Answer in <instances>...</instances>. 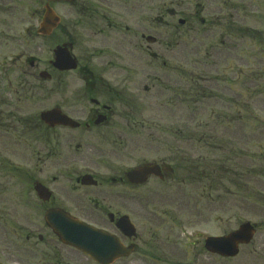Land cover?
<instances>
[{"label": "flooded vegetation", "instance_id": "af4514ba", "mask_svg": "<svg viewBox=\"0 0 264 264\" xmlns=\"http://www.w3.org/2000/svg\"><path fill=\"white\" fill-rule=\"evenodd\" d=\"M233 1L0 0V264H96L51 228L60 222L51 217L57 211L112 237L103 264H200V225L190 221L187 199L172 201L173 188L188 181V154L140 163L132 144L145 128L138 118L156 88L153 46L165 48L164 76L173 83L179 75L174 63L187 62L191 44L214 55L225 36L235 42ZM48 7L56 25L46 35ZM65 46L78 61L75 72L55 66L54 51ZM34 79L42 99L53 104L22 119L12 103L34 92L28 83ZM53 109L79 126L47 125L40 115ZM13 125L21 134L37 128L20 153L4 137ZM150 165L164 177L152 175L144 183L142 176L130 177ZM232 174L235 183L239 176L247 179L237 165ZM205 182L216 197L204 192L198 203L216 206L219 183Z\"/></svg>", "mask_w": 264, "mask_h": 264}, {"label": "rangeland", "instance_id": "374dc122", "mask_svg": "<svg viewBox=\"0 0 264 264\" xmlns=\"http://www.w3.org/2000/svg\"><path fill=\"white\" fill-rule=\"evenodd\" d=\"M233 2L235 42L225 36L214 55L211 50L210 55L205 51L198 53L197 43L191 44L186 51L187 62L182 66L174 63L179 75L172 77L173 83L164 76L168 71L163 64L167 58L165 48L153 46L152 51L158 54L156 88L151 104L146 105L138 118L145 128L132 144L138 145L140 163L184 152L189 162L204 158L208 164L204 168H216L221 183L216 206L198 203L204 192L206 197H216L205 179L199 182L206 174L194 173L181 188L172 190L173 202L176 198L187 199L188 216L191 222L200 225L199 235L223 236L248 221L257 225L258 233L252 244L241 247L236 259L225 260L204 250L200 264H264V0ZM28 83L34 92L19 105L12 103V111L22 119L32 120L53 101L42 99L36 79ZM13 85L17 86L15 80ZM36 129L21 134L24 130L13 125L12 135L4 137H11L13 152L20 153L23 142L37 135ZM235 165L239 171H248L247 179L237 177V184L232 176ZM162 199L170 204L167 193ZM173 207L175 204L167 210ZM189 251L191 260L194 255Z\"/></svg>", "mask_w": 264, "mask_h": 264}, {"label": "water", "instance_id": "95a60500", "mask_svg": "<svg viewBox=\"0 0 264 264\" xmlns=\"http://www.w3.org/2000/svg\"><path fill=\"white\" fill-rule=\"evenodd\" d=\"M55 55L56 66L60 70L69 71L77 69V62L67 49L58 48L55 51ZM42 120L52 126H78L73 120L63 115L60 110H53L42 114ZM150 171L152 170L146 168L132 174L145 176L147 173L150 174ZM155 173L159 175V172L156 171ZM53 228L64 242L75 246L100 264H103L105 256L109 253L106 250L109 242L106 241L107 235L105 232L68 216H66V219H62L61 223L54 224ZM256 233L255 226L247 222L242 224L238 230L226 236L208 238L206 240V249L210 253L218 254L224 258H235L240 253V246L249 245Z\"/></svg>", "mask_w": 264, "mask_h": 264}]
</instances>
